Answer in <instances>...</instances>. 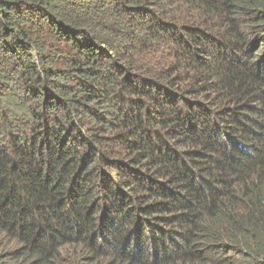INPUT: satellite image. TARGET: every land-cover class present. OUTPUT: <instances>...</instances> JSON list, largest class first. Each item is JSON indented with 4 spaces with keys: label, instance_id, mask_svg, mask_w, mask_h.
<instances>
[{
    "label": "trees",
    "instance_id": "obj_1",
    "mask_svg": "<svg viewBox=\"0 0 264 264\" xmlns=\"http://www.w3.org/2000/svg\"><path fill=\"white\" fill-rule=\"evenodd\" d=\"M0 264H264V0H0Z\"/></svg>",
    "mask_w": 264,
    "mask_h": 264
}]
</instances>
